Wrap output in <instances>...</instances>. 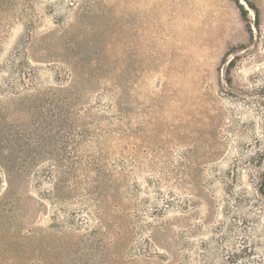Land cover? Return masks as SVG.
I'll list each match as a JSON object with an SVG mask.
<instances>
[{"label":"rangeland","instance_id":"rangeland-1","mask_svg":"<svg viewBox=\"0 0 264 264\" xmlns=\"http://www.w3.org/2000/svg\"><path fill=\"white\" fill-rule=\"evenodd\" d=\"M0 264H264V0H0Z\"/></svg>","mask_w":264,"mask_h":264}]
</instances>
